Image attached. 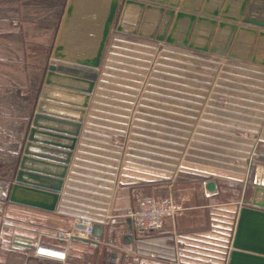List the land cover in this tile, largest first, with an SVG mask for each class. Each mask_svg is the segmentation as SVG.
<instances>
[{
  "label": "crops",
  "instance_id": "crops-1",
  "mask_svg": "<svg viewBox=\"0 0 264 264\" xmlns=\"http://www.w3.org/2000/svg\"><path fill=\"white\" fill-rule=\"evenodd\" d=\"M116 38L133 44L153 45L158 50L163 47L191 56L218 57L135 36L120 34ZM222 59L264 74L263 66ZM102 74L100 68L56 211L9 201L14 175L7 179V168L13 166L14 173L17 169L25 142L22 132L18 131L19 136L6 147H9L7 158L4 159V151H0V264H121L123 257L125 264H199V260H208L200 249L211 247L206 242L215 235L221 240L217 244L222 251L227 250V264L231 250L230 231L225 224L228 220L221 221V230L210 228L213 231L209 233L205 229L206 222L199 227L196 216L197 210L204 208L197 205L202 200L207 206L202 216L213 225L212 221L210 223L213 211L207 210L212 202L211 196L205 194L204 183L213 180L218 186L213 178L215 170L207 158L199 164L198 159L190 155L207 157L215 150L222 153L230 147L245 150L248 144L245 140L237 143L238 146L229 143L235 138L233 133L241 131L244 137L245 132L257 133L251 136H257L258 143H263L264 130L258 125H249L260 122L262 105L240 101L237 111L253 116L238 115L232 119L227 116V120L219 123L215 122L212 111L206 109L209 104L215 106L212 100H151L144 93H134L148 90L146 85H126V89H119L124 91L123 96L107 101L102 94V87L107 89L101 81ZM226 107L230 108V105ZM243 107H251L253 111L248 112ZM105 112L109 115L103 114ZM229 119L237 121L233 124L236 129L222 125H229ZM215 123L222 126H215ZM215 127L220 131L218 134L213 132ZM215 137L226 141L215 142ZM250 145L251 149L255 147ZM245 179L249 181V177ZM246 192L243 191L242 196L232 203L234 207H228L235 213L232 216L235 222L240 207L245 201H252L253 192ZM144 200L170 201L179 206L183 203L186 209L167 216L160 231H142L128 212L139 209ZM229 215L225 217L230 218ZM88 224L103 227L101 238L86 235ZM51 232L70 234L71 238L65 243L55 239ZM28 242L62 248L67 252V259L65 262L40 259L34 255V248Z\"/></svg>",
  "mask_w": 264,
  "mask_h": 264
},
{
  "label": "water",
  "instance_id": "water-1",
  "mask_svg": "<svg viewBox=\"0 0 264 264\" xmlns=\"http://www.w3.org/2000/svg\"><path fill=\"white\" fill-rule=\"evenodd\" d=\"M114 32L264 67V0H67L10 202L56 211ZM253 186L227 264H264V163L254 168ZM204 189L209 197L219 193L213 180ZM102 233L93 226L92 237Z\"/></svg>",
  "mask_w": 264,
  "mask_h": 264
},
{
  "label": "rangeland",
  "instance_id": "rangeland-1",
  "mask_svg": "<svg viewBox=\"0 0 264 264\" xmlns=\"http://www.w3.org/2000/svg\"><path fill=\"white\" fill-rule=\"evenodd\" d=\"M66 1L0 0V151H4L2 155L4 159L9 155V147H6L12 144L20 132H22V140L25 139L43 74L48 64L52 62L51 51ZM118 35L120 33L117 32L111 35V43L107 45L101 66L103 72L101 81L107 86V89L102 87L105 100L123 96L124 91L119 89H126V85L134 84L139 87L146 85L148 90L134 91V93H144L145 97L151 100L157 98L182 101L193 98L212 100L215 106L209 104L205 108L212 111L215 122L219 123L227 120L225 119L227 116L232 119L233 116L250 114L237 111L240 108L238 107L240 101L256 102L263 107L260 122L258 124L247 122V125H258L264 130V102L259 101L264 100V74L256 73L243 65L228 63L227 60L218 57L191 56L163 47L158 50L153 45H141L135 42L133 44L116 38ZM228 105L230 108L226 107ZM243 108L248 112L253 111L251 107ZM105 109L108 110L109 106ZM103 114L109 115V112ZM236 122L231 120L229 125L227 123L222 125L236 129L233 125L237 124ZM214 125L222 126L217 123ZM216 129L213 128V132L218 134L220 131ZM241 132L243 134V131ZM241 132L233 133L235 138L229 143L238 146L237 143L245 140L248 142L245 150L230 147L222 153L215 150L213 155L207 157L190 155L194 159L197 158L199 164H203L206 158L208 162H212L215 170L213 178L217 180L219 189L218 194L210 197L212 202L207 209L213 211L211 215L213 218L210 220L213 225L209 224L207 217L202 216V212L206 211L207 207L205 203L202 200L197 203L200 207L204 206L196 213L199 227L202 228L206 222L205 229L210 233L213 231L210 228L221 230V221L228 220L225 224L229 227H227L228 232L230 231V249L236 222L232 217L235 216L233 209L229 210L228 207H234L232 203L242 196L243 191H247L248 194L253 192L254 168L264 163V159L261 158L264 157V142L258 143L257 136H251L257 133L245 132L244 137ZM237 136L241 139L239 140ZM217 138H214L215 142L226 141ZM183 141L185 142L184 139ZM250 143L255 147L251 149ZM218 150L221 148L219 147ZM6 175L7 179L12 178L13 166L7 168ZM246 177H249V181L245 179ZM167 204L175 211V213L170 212V215L179 214L180 210L183 212L186 209L183 203L179 206L169 201ZM228 213L230 218L225 217ZM213 233L217 234L215 231ZM50 234L58 240L62 234L65 235L61 232ZM62 242L67 243L64 240ZM217 242L221 240L216 235L207 239L206 244L211 247L206 249L202 247L200 250L204 252L202 256L208 260H199V264H225L227 250L222 251ZM47 252L49 256H59L56 251L47 250ZM210 260L214 261L210 262ZM121 264H125L124 257Z\"/></svg>",
  "mask_w": 264,
  "mask_h": 264
},
{
  "label": "built area",
  "instance_id": "built-area-1",
  "mask_svg": "<svg viewBox=\"0 0 264 264\" xmlns=\"http://www.w3.org/2000/svg\"><path fill=\"white\" fill-rule=\"evenodd\" d=\"M175 213L173 207H168L166 201L162 200H144L139 209L130 210L128 216L134 220L137 227L142 231H160L163 229L165 224V218L170 215L169 213ZM174 215V214H173ZM93 226L88 224L86 226V235L90 236L92 233ZM61 235V234H60ZM71 238L70 234L61 235L59 240H64L68 242ZM28 245L33 246V253L36 257L40 259H47L59 262H65L67 259V252L58 247H50L43 245L38 242H28ZM47 250H53L58 252L62 258H56L54 256H49Z\"/></svg>",
  "mask_w": 264,
  "mask_h": 264
},
{
  "label": "bare ground",
  "instance_id": "bare-ground-1",
  "mask_svg": "<svg viewBox=\"0 0 264 264\" xmlns=\"http://www.w3.org/2000/svg\"><path fill=\"white\" fill-rule=\"evenodd\" d=\"M54 257H57V258H62L60 255H59V256H54Z\"/></svg>",
  "mask_w": 264,
  "mask_h": 264
}]
</instances>
